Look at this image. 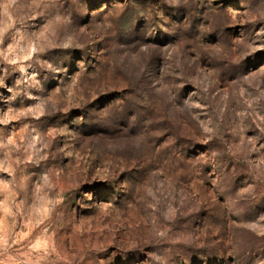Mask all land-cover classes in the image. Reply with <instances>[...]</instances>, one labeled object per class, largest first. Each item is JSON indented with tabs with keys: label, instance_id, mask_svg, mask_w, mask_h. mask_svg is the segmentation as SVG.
Here are the masks:
<instances>
[{
	"label": "rangeland",
	"instance_id": "rangeland-1",
	"mask_svg": "<svg viewBox=\"0 0 264 264\" xmlns=\"http://www.w3.org/2000/svg\"><path fill=\"white\" fill-rule=\"evenodd\" d=\"M0 264H264V0H0Z\"/></svg>",
	"mask_w": 264,
	"mask_h": 264
}]
</instances>
